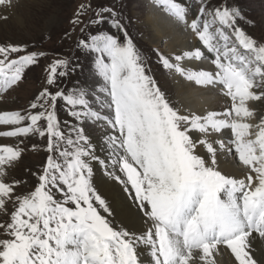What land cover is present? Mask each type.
<instances>
[{"label":"snow or ice","instance_id":"snow-or-ice-1","mask_svg":"<svg viewBox=\"0 0 264 264\" xmlns=\"http://www.w3.org/2000/svg\"><path fill=\"white\" fill-rule=\"evenodd\" d=\"M152 3L193 41L171 55L157 49L162 68L218 91L228 106L177 107L130 36L132 21L115 6L78 4L70 23L84 61L74 53L52 60L26 109L0 111L10 129L0 137H39L48 153L32 173L34 189L22 194L26 181L11 170L24 141L0 147V264H216L220 246L234 264H261L253 241L264 243V115L254 123L252 105L264 103V37L241 27L236 0ZM44 56L0 45V93ZM61 109L71 120H60ZM229 159L238 174L221 168ZM110 182L118 191L106 195Z\"/></svg>","mask_w":264,"mask_h":264},{"label":"rangeland","instance_id":"rangeland-1","mask_svg":"<svg viewBox=\"0 0 264 264\" xmlns=\"http://www.w3.org/2000/svg\"><path fill=\"white\" fill-rule=\"evenodd\" d=\"M146 1L149 0H92V3L94 6H115L132 21L128 25L130 36L144 55L151 74L176 104L174 92L171 90L175 75H170L162 68L156 54L158 49L167 55L164 46L160 44L153 48L147 41L149 36L145 32L143 23ZM82 2L87 3L88 0H13L11 9L0 8V17L3 15L8 17L7 19L0 18V45L9 43L26 45L29 50L45 53L44 58L37 66L26 71L22 82L14 86L13 89L0 93V111H23L26 109L34 97L45 87L44 80L47 75L45 69L52 60L70 57L74 53L82 62L84 61L83 55L75 49L76 40L80 35L79 29L77 28L73 32V25L70 23L78 4ZM180 2L185 5L195 4V0H180ZM236 2L240 4L246 17V21H241V27L258 39L264 37V0H236ZM247 21H251L254 26H250ZM77 78L72 77L65 80L64 84L70 88ZM176 106L178 107L177 104ZM225 107H227V103L223 108ZM59 118L61 121L71 120L64 109L59 111ZM0 130L10 129L0 126ZM19 140L24 141L19 144L24 151L15 168L11 170V176L17 180L26 181L17 188V192L26 194L34 189L37 181L32 173L40 171L48 153L46 140L39 137L27 139L0 137V147L16 146ZM33 144L36 145L35 149L32 148ZM4 219L7 217L0 214V220ZM219 250L223 259L222 264H226L224 260L227 249L220 246Z\"/></svg>","mask_w":264,"mask_h":264},{"label":"bare ground","instance_id":"bare-ground-1","mask_svg":"<svg viewBox=\"0 0 264 264\" xmlns=\"http://www.w3.org/2000/svg\"><path fill=\"white\" fill-rule=\"evenodd\" d=\"M146 2L144 3L146 4V8L143 15V23L145 32L149 36L147 41L151 46L156 48L162 44L167 55L182 52L184 50H191L193 41L189 32H187L182 25L175 24L166 18L162 12L155 8L152 0ZM189 66L193 65L189 64ZM195 67L197 69L199 67L211 69L212 66L208 62H204L203 65L196 62ZM173 75H175V81L172 84L171 90L174 92L175 102L178 107L186 110L190 109L198 113L224 109L223 107L227 102L218 91L201 89L185 82L178 75ZM252 107L256 112V119L253 122L258 123L259 118L264 115V103H255ZM100 155L103 157L105 153L101 152ZM221 168L224 172L234 175L238 174L240 171V169L234 166L231 159L227 162L222 161ZM95 174L97 177L102 176V172L98 166L95 169ZM103 190L106 195H110L117 192L118 188L110 182V186H106ZM119 219L120 217L118 216L117 220ZM253 248L255 258L261 261V264H264V243L257 238L253 241ZM214 259L216 260V264H222L223 259L221 258L220 250L214 253ZM224 261L226 264H234V257L231 255L230 250L225 252Z\"/></svg>","mask_w":264,"mask_h":264}]
</instances>
